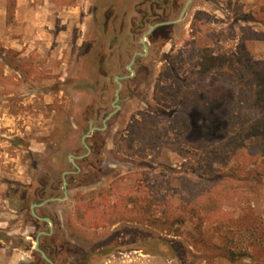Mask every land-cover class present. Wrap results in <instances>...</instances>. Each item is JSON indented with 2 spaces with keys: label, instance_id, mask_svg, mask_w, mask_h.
I'll return each instance as SVG.
<instances>
[{
  "label": "rangeland",
  "instance_id": "rangeland-1",
  "mask_svg": "<svg viewBox=\"0 0 264 264\" xmlns=\"http://www.w3.org/2000/svg\"><path fill=\"white\" fill-rule=\"evenodd\" d=\"M62 1L72 8H47V15L59 19L57 25L47 27L46 52L33 51L23 58L5 54L4 60L13 68L6 77L0 72V219L15 224L10 247L23 250L25 258L32 257L30 245L37 232L47 227L43 221L27 218L30 195L43 193L39 199L43 200L62 194V173L72 170L69 155L85 152L81 136L89 119L94 118L99 126L102 115L114 109L112 77L125 72L133 52L140 51L142 33L154 22L176 18L187 0ZM244 36L252 40L245 60H264V0H192L181 20L159 26L147 37L149 53L140 59L136 75L124 84L117 102L120 107L107 119V131L92 139L96 152L79 161L80 174L66 176L70 197L41 210L58 224L54 237H41L44 246L55 248L58 264H216L218 251L212 245L218 234L243 264H264V174L258 166L264 154L257 153L264 146V132L245 141V151L258 154L255 162L215 163L207 179L196 167L200 145L223 138L237 126L232 130L226 121L236 97L232 84H223L214 72L197 73L198 53L203 48L214 54L235 51ZM164 64L186 76L181 89L188 95L186 106L194 125L183 143L185 155L163 150L154 160H141L130 153L122 138L139 111L165 117L171 110L153 98V86ZM3 110L14 117L4 116ZM235 110L239 108L234 106ZM243 112L252 111L244 108ZM142 164L156 175L159 192H168L174 203L186 196L207 211L220 209L222 224L204 222L198 231L194 221H187L177 235L126 220H115L105 228H86L76 202H84L114 177ZM3 195L8 196L7 203ZM6 204L15 211H9ZM117 233L122 245L107 258L86 263L90 249ZM160 239L172 240L174 250L159 244L158 251L146 254L153 249L150 244ZM32 259L29 264H47L35 255Z\"/></svg>",
  "mask_w": 264,
  "mask_h": 264
},
{
  "label": "trees",
  "instance_id": "trees-1",
  "mask_svg": "<svg viewBox=\"0 0 264 264\" xmlns=\"http://www.w3.org/2000/svg\"><path fill=\"white\" fill-rule=\"evenodd\" d=\"M195 22L196 18H193L191 23ZM251 42L252 40L244 36L235 51L214 54L210 49L203 48L198 53L197 73L214 72L221 78L223 84L230 82L236 94L235 103L228 108L226 116L228 126L233 130L237 125L236 128L223 138L202 143L198 148L196 167L199 175L206 179L212 177L215 163H225L235 159L247 165L249 162H255L258 156L245 151V141L264 132V60H245L249 55ZM2 65L3 62L0 61V71ZM185 78V75L179 74L170 64L160 67L153 87V98L163 108H171V110L165 117L147 111H139L137 116L131 117L126 128L127 134L122 138L127 141L131 153L145 157L147 149L151 153H156L161 147H166L179 155L186 154L187 150L183 143L192 132L194 121L186 106L188 95L181 89ZM175 106L178 108L174 109ZM234 106L239 110L234 111ZM244 108H249L252 112H243ZM259 152L264 154V146L257 148V153ZM258 166L263 169L261 173L264 174V156ZM135 174L138 172L130 173L128 176ZM135 180L137 179H133V185L129 188L119 190L120 178H117L109 187L101 190L98 201L89 200L79 205L84 210L87 224L103 225L108 217L116 216L121 220L149 224L175 235L181 233L180 226L187 221H194L195 229L198 231L202 229L204 222L222 224L219 213L223 215V212L220 209L207 211L186 196L174 203L171 195L160 193L154 182L147 180L142 184H136ZM113 193H119L120 197L111 202L110 196ZM42 194L32 193L31 201L39 200ZM160 205L162 208L156 211V207ZM27 218L37 221L29 212ZM119 237L120 234L114 235L92 256L97 259L99 254L106 255L112 252L120 241ZM0 238L7 239L8 236L0 232ZM225 240L223 235L218 234L217 243L212 245L218 251L216 264H243L242 259L235 255L233 249L226 246ZM171 241L170 239L154 241L150 244L153 248L151 252L158 251L156 245L159 244L173 251Z\"/></svg>",
  "mask_w": 264,
  "mask_h": 264
},
{
  "label": "crops",
  "instance_id": "crops-1",
  "mask_svg": "<svg viewBox=\"0 0 264 264\" xmlns=\"http://www.w3.org/2000/svg\"><path fill=\"white\" fill-rule=\"evenodd\" d=\"M191 2H192V0L190 1V3ZM57 6L62 7L63 10H64V7L65 8H72V7H70V6H72V5H70V3L64 2L62 0H0V54H1L0 55V61L3 62V65H2V68H1V71H0L1 72V75H3V76L6 77L9 68H13L10 65V63H8L7 61L4 60L5 59V54L10 53V54H14L17 58H23V57H26L28 55V53L33 52V51H35L37 53H45L46 52L47 49H46V45H45L44 39H46L49 36V33L47 31V27H48V30L51 29L52 23H54L55 25H57V20L59 19L56 15H52V14H48L47 15V8L49 10H51V9L54 10L53 7H57ZM178 21H176V22H178ZM171 24H173V23H171ZM171 24L161 25V26H168V25H171ZM157 27H159V26H157ZM157 27H155V28H157ZM155 28L146 36V41L145 42H146V45H147V51L143 55H145L147 52H149V46L147 44V37L155 30ZM262 60H256V61H262ZM135 67L133 69L134 71H136V68ZM119 107H120V105H119ZM3 113H4L3 114L4 116H7L8 117L9 114L7 113L6 110H3ZM11 113L15 114V112H11ZM9 116L14 117L12 115H9ZM90 121L92 122V126H95L97 128L93 129L89 133V135L85 138V141H86V143L88 145V148H89V152L86 155H84V156H81V157H78V158H74V162L76 163L77 167L72 164V162L70 161V158H69V161H70V163L72 165V170H65V171H69V172L66 173V174H64V175L62 173V183H63V178H65V180L67 181V185H66L67 196L64 199L53 200V201L64 202V201H66L70 197V194H69V189H70V183H69V181H70V179L66 178V176H68V175L71 176V175H74V174H76V175L77 174H80L82 172V167L80 166V162L79 161H82V160H85L86 158H89V156L91 154H94L96 152V149L97 148L96 147L95 148H90L91 146L89 144V138H91L93 136L91 134L94 133V130H101V132L98 134L100 136L103 135L107 131V123H106L107 120L105 121V126H104V119H103V126L102 127H98V125L95 124L94 118H90L89 119V121H88V127H89V122ZM88 127H87L86 132L88 131ZM125 136L126 135H124L123 137H125ZM124 142L126 143L125 140H124ZM163 150H169V149L166 148V147H161L160 150L158 152H156V153H151L147 149L146 150V156L145 157H140L139 155L133 154V153H131V150H130V153L132 155L138 157L141 160H145V159L154 160V159L157 158L158 154L161 151H163ZM35 151H39V148H37V150H35ZM86 152H87V149L85 148V152H83L81 154H78V155H75V154H73V155L79 156V155H82V154H84ZM10 159L15 164H18L16 162V160H17L16 158H14V157L12 158L11 157ZM10 159L9 158H6V160H10ZM146 169L147 168L144 167V164H142V165L137 166L133 170H129L128 173H126V174H122V175H118L117 177H114L106 186L100 188L98 191L94 192L93 194H90L88 196V198L84 200V202H87L89 200L98 201L97 200L98 199V195L101 192V190L109 187L110 183L112 181H114L115 179H117V178H120V181H119V190H123V189L129 188L130 186H132L133 185V179H137V180H135L137 182L136 184H142L143 182H146L147 180H149L150 182H154L156 184V179H157L156 178V175L152 174V172H149ZM10 170H13V169L10 167ZM133 172H135V173L138 172V174H135L134 176H130V175L128 176V174L133 173ZM4 173H6V175H9L10 174V172H8V171H4ZM1 175H4V174H1ZM8 177H10V176H8ZM1 185H2V183H1ZM0 189H2V188H0ZM2 193L3 192L1 190L0 191V197H2ZM160 193H168V192H160ZM60 196H63V190H62V194ZM50 197H59V196H50ZM112 197H115V198H112ZM119 197H120V194L119 193H113L110 196V201L111 202H114ZM7 198H8L7 195H3V201H6ZM39 201H41V200H33V201H31V203L32 202H39ZM53 201H49V202H47V203H45V204H43L41 206L35 207L34 208L35 213L37 215L41 216V217L45 216V214H43L41 210L48 203L53 202ZM84 202H80V203L76 202L75 208H77L78 210H82L83 217L85 218L84 210H83V208H81L79 206V205H82ZM6 203H7V201H6ZM6 207L11 212H14L15 211V208L14 209L13 208L10 209L8 207V204H6ZM28 212L32 215V213L30 211V205H29V211ZM32 217L35 218L37 221L40 220V219L36 218L33 215H32ZM47 217H49L51 219V221H52V231L50 233H46V234L40 235V237H39V243H38V247L40 249H42L44 252H45V250L41 246V242L43 240L41 237H46V238H52V237H54L55 229H56V227L58 225V224H56V218L54 216L50 215V216H47ZM115 220L116 221H125V220H121V219L117 218L116 216H112V217H108L107 218L105 224L99 225V226H89L87 224V219L86 218L83 221V223H85L84 225L88 229H98V228H105L109 224H114V221ZM40 221H43V220H40ZM0 223H5V224H0V232H2V233H4L5 235L8 236L7 239L0 238V264H23V263H25L23 261H26L29 264L31 262L32 257H34V255L36 257H38V259L40 261H42L43 263H48L41 256V254L37 250H35L33 248V244L34 243L30 245V248L32 249V252H33L32 257H29L28 256V257L25 258L23 256V254H25V252L23 250L18 249V248L14 247V246L13 247H10V242H11L12 238H14L13 235H14V225L15 224H6L7 223L6 219H0ZM45 225L47 227L45 229H42V230L48 231L49 230V224L46 223ZM113 229H115V227ZM109 240L101 243L95 249H92V250L90 249L88 251V256L86 258V263H88V262H94V261L99 260L101 258L102 259L103 258H107L111 253H113V251L115 249L112 252H110V253H108L106 255H102V254L97 255V259L92 256L93 254L95 255V252H96V250L98 248H102L106 243H108ZM120 244L122 245L123 242H120L119 241L117 247ZM117 247H115V248H117ZM145 253L148 254V255L149 254H154L152 252H145ZM45 254L47 255L46 252H45ZM49 258L51 259V261L53 262V264H58V261H57V259L55 257H52V258L49 257Z\"/></svg>",
  "mask_w": 264,
  "mask_h": 264
},
{
  "label": "water",
  "instance_id": "water-1",
  "mask_svg": "<svg viewBox=\"0 0 264 264\" xmlns=\"http://www.w3.org/2000/svg\"><path fill=\"white\" fill-rule=\"evenodd\" d=\"M190 1H191V0H187V1L185 2L184 6H183V8L181 9V11H180V13H179V15H178L177 18H175V19H171V20L157 21V22L153 23V24H152L147 30H145V31L143 32L140 41H141V44H142V48H143V50H144V53L147 51V45H146V42H145V41H146V36H147V35H148V34H149V33H150L155 27H157V26L171 24V23H174V22L180 20V19L183 17V15L185 14V11H186V9H187V7H188ZM144 53H140V52H138V54H141V55H143ZM133 59H134V58H132V60L130 61V63L127 65V68L129 69V71L131 72V74L134 73V70L130 67V66H131V63L133 62ZM115 80H116L117 83L120 85V82H119V76H115ZM118 89H119V88H118ZM118 89L116 90L115 101H117V100L119 99V97H118ZM118 107H119V105H118V104H115V109H114L112 112H110V113L104 118V126H105V121L107 120V118H108L109 116H111V114H112V113H113ZM95 128H97V127L92 126V122L90 121V122H89L88 131H87L86 133H84V134L82 135V137H81V142H82L83 146L87 149V152L84 153V154H82V155H79V156H75V155H73V154H70V155H69L70 161L72 162V164H73L74 166L77 167L76 163L74 162V158H78V157L84 156V155H86V154L89 152V148H88V145H87V143H86V141H85V138H86V137L89 135V133H90L93 129H95ZM68 172H69V171H64V172H63V175L66 174V173H68ZM66 185H67V181L65 180V178H63V183H62L63 196H59V197H48V198H45V199H43V200H41V201H39V202H32V203L30 204V211H31L32 215L35 216L36 218L40 219V220H43V221L46 222L47 224H49V230H48V231H46V230H40V231L37 232V234H36V236H35V239H34V244H33V248H34L35 250H37V251L41 254V256H42V257H43V258H44L49 264H53V262H52L51 259L45 254V252H44L42 249H40V248L38 247V243H39V237H40V235H43V234H46V233H50V232L52 231V221H51V219H50L49 217H47V216H43V217H41V216L37 215V214L35 213V211H34V208L37 207V206H41V205H43V204H45V203H47V202H49V201L59 200V199H64V198H66V196H67Z\"/></svg>",
  "mask_w": 264,
  "mask_h": 264
},
{
  "label": "flooded vegetation",
  "instance_id": "flooded-vegetation-1",
  "mask_svg": "<svg viewBox=\"0 0 264 264\" xmlns=\"http://www.w3.org/2000/svg\"><path fill=\"white\" fill-rule=\"evenodd\" d=\"M165 6H166V4L164 3L163 4V8H165ZM162 8V9H163ZM142 26V20H140L139 21V24L137 25V27H138V29H140V27ZM136 27V28H137ZM141 39V38H140ZM144 50H143V48H142V44H141V42H140V51H134L133 52V54H132V56H131V58H130V60L125 64V68H124V70H125V72H119L118 73V75H114L113 77H112V80H113V82H115V84H116V89H115V91H114V98H113V100L111 101V106L112 107H114V109H115V104H117V102L121 99V97H120V92H121V90L123 89V87H124V84L127 82V81H130L135 75H136V71H134V73L133 74H131V72L129 71V69L127 68V65L130 63V61L132 60V58H134L133 59V62L131 63V68L132 69H134V67L135 66H137L139 63H140V59L142 58V57H145L149 52H147L145 55H141V54H138V52H140V53H144L143 52ZM136 68V67H135ZM115 76H119V82L121 83L120 85L117 83V81L115 80ZM119 88V89H118ZM118 89V97H119V99L117 100V101H115V97H116V90ZM113 109V110H114ZM112 110V111H113ZM112 111H110V112H112ZM110 112H105L103 115H102V123H101V125L100 126H98V127H102L103 126V119L110 113ZM101 132V130H94V133L93 134H91V135H93L91 138H89V144H90V148H95V141H93L92 142V139L93 138H95L99 133ZM44 222V221H43ZM46 238V237H45ZM42 242H43V240H42ZM42 242H41V246L44 248V250H45V252L47 253V255L49 256V257H55L53 254H54V250H55V248H53V247H51V246H44L43 244H42ZM47 264H49V263H47Z\"/></svg>",
  "mask_w": 264,
  "mask_h": 264
}]
</instances>
